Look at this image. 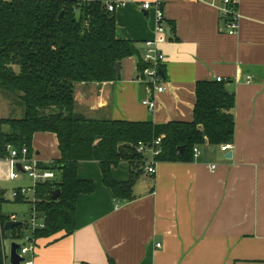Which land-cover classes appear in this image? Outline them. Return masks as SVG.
I'll use <instances>...</instances> for the list:
<instances>
[{"label": "crops", "instance_id": "obj_1", "mask_svg": "<svg viewBox=\"0 0 264 264\" xmlns=\"http://www.w3.org/2000/svg\"><path fill=\"white\" fill-rule=\"evenodd\" d=\"M120 1L126 5L116 11L117 37L134 42L138 54L120 63V80L76 85L77 113L90 119L159 125L192 122L196 84L220 78L235 95L234 149L222 152L221 146L206 144L198 147L193 162H159L153 176L145 172L146 164L129 202L112 197L99 163H80L79 178L92 181L95 191L78 200L75 232L36 240V251L26 260L33 264H264V0H239L241 19L234 36L228 35L221 21L223 0ZM144 2H151L152 8L143 9ZM156 4L163 8L166 28L174 26L175 36L160 45L166 58L162 70L166 90L154 96L142 81L139 63L145 43L156 37ZM153 96L158 105L154 112L143 104ZM33 151L40 165L59 159L57 136L35 134ZM144 157L147 162L149 156ZM212 166H216L213 171ZM10 171L7 159L0 158L2 204L9 193L18 203L13 192L32 187L29 182L7 190L8 183L25 175L12 181ZM130 175L126 161L113 169L118 183L127 182ZM2 204L5 225L13 215L20 222L15 213L4 212ZM10 252L11 246L8 252L4 246L5 264H11Z\"/></svg>", "mask_w": 264, "mask_h": 264}, {"label": "trees", "instance_id": "obj_2", "mask_svg": "<svg viewBox=\"0 0 264 264\" xmlns=\"http://www.w3.org/2000/svg\"><path fill=\"white\" fill-rule=\"evenodd\" d=\"M115 1L0 0V93L12 105L18 102L24 107L22 118L0 119V158L10 155L9 146L19 153L26 148L33 157L37 133H53L59 143V159L40 165L43 170L60 173L61 181L36 185L34 205L45 217V226L31 233L35 240L75 232L78 200L95 191L92 181L78 176L82 162L99 163L112 197L129 202L146 166V158L137 153L140 143L150 148L163 137L156 160L189 163L194 161L196 147L234 142L235 95L218 81L196 84L192 122L159 125L149 121L74 119L76 85L120 80L116 65L138 54L134 42L117 37L116 12L108 10L109 3ZM221 21L225 26L222 16ZM171 28L173 38L175 28ZM146 67L142 59L140 75ZM123 144L129 145L127 155L119 151ZM124 161L130 164V179L118 183L113 169ZM58 190L60 197L53 199ZM2 197L0 191V264H5L4 241L9 238L22 242L29 228L23 222L5 231Z\"/></svg>", "mask_w": 264, "mask_h": 264}, {"label": "built area", "instance_id": "obj_3", "mask_svg": "<svg viewBox=\"0 0 264 264\" xmlns=\"http://www.w3.org/2000/svg\"><path fill=\"white\" fill-rule=\"evenodd\" d=\"M126 3L124 1H115L113 3H109L108 10L110 12H116L119 8L125 7ZM152 8L151 2H144L143 9L149 10ZM221 16L224 17L225 28L227 30L228 35L234 36L237 34L239 29V22L241 19L240 11H239V0H223L222 5L220 7ZM155 17H156V37L151 41H147L145 43V52L143 55V63L147 65V67L143 70L141 74L142 81L152 90V94L159 95L165 92L166 88L163 85V77L160 72L162 71V67L165 65V55L161 50V43L165 40V38H169L166 28V19L164 15L163 8L160 4H156L155 7ZM218 82H222V79H217ZM248 82H251L249 79ZM151 97V99H146L143 101V104L152 112L156 111L158 105L155 100V97ZM163 137L155 140L150 148L145 147L142 143H140L137 147V153L143 156H149V160H147L145 172L153 176L156 174V167L158 165V161L156 157L161 153V144ZM234 149L233 143H228L221 146L222 152H229ZM8 151L10 155L6 158L10 164V180H17L20 175L25 174L29 176L33 182L34 186L31 188H20L13 192V199L19 200L23 199L27 201L30 194H33L34 200L31 202L33 205L32 212L30 215L28 228L29 233L24 237L23 242L20 245L19 255L21 258H24V262L22 264H33L31 261L26 260V256L33 255L36 251V240L32 237L31 233L43 229L45 226L44 216H42L36 209L35 203V191L36 185L39 183H45L55 178V173L50 170H43L40 168V163L34 159V157H30L28 154V150L24 148L21 153H19L16 149L11 146L8 147ZM195 157L199 156V148L196 147L194 149ZM21 165L22 171L17 168V165ZM216 166H212L211 170H215ZM11 222H16L17 217L11 216Z\"/></svg>", "mask_w": 264, "mask_h": 264}, {"label": "rangeland", "instance_id": "obj_4", "mask_svg": "<svg viewBox=\"0 0 264 264\" xmlns=\"http://www.w3.org/2000/svg\"><path fill=\"white\" fill-rule=\"evenodd\" d=\"M9 98H7L5 95H3L2 93H0V114L1 117H4L6 119L8 118H22L23 117V110L24 107H22L18 102H13L12 103L8 100ZM149 99V98H147ZM9 102V103H8ZM10 105V106H9ZM21 180H19L16 183H8L7 184V190H11L13 191V187H17V186H25L27 185L29 182L31 183L32 187L34 186V182L31 178H28L26 175H22ZM31 179V180H29ZM61 181V174L60 173H55V179L52 180L53 183H59ZM10 191V192H11ZM11 193H9V198L7 196V201L5 203L2 204V208L4 212H7L9 214L11 213H15L20 222H25L28 221L30 219V215H31V209H32V204L31 202H33L34 197L33 194H30L27 201L24 203H15L14 201H12V198L10 196ZM14 241H11L9 239H6V241L4 242V246L6 247L7 252L10 249L11 243H13ZM16 243L20 244L19 241H17Z\"/></svg>", "mask_w": 264, "mask_h": 264}, {"label": "water", "instance_id": "obj_5", "mask_svg": "<svg viewBox=\"0 0 264 264\" xmlns=\"http://www.w3.org/2000/svg\"><path fill=\"white\" fill-rule=\"evenodd\" d=\"M61 17H62V15H60V18H61ZM167 33H168L169 36H171V34H172L171 29H169V30L167 31ZM116 71H117V75L120 76V73H121V66H120V63H118V64L116 65ZM160 74H161L162 77H164V72H163V71H161ZM83 118H84V116L81 115V114L76 113V114L74 115V119H75V120H81V119H83ZM128 147H129L128 144H123V145H121V146L119 147V151H120L122 154L127 155V151H126V150H127ZM230 156H232V154H230L229 157H230ZM17 168H18L20 171L23 172L22 167H21L20 164L17 165ZM60 195H61L60 190L56 191V192L53 194V199H58V198L60 197ZM19 225H20V222H8V223L5 225L4 229H5V231L9 232V231H11L13 228H15V227H17V226H19ZM19 249H20V245H19L18 243L13 242V243L11 244V252H10V263H11V264H21L22 262H24V258H21L20 255H19Z\"/></svg>", "mask_w": 264, "mask_h": 264}]
</instances>
